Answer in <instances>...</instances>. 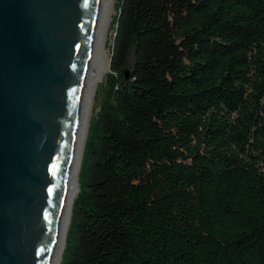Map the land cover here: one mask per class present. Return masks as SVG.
<instances>
[{
    "label": "trees",
    "instance_id": "16d2710c",
    "mask_svg": "<svg viewBox=\"0 0 264 264\" xmlns=\"http://www.w3.org/2000/svg\"><path fill=\"white\" fill-rule=\"evenodd\" d=\"M60 264H264V0H115Z\"/></svg>",
    "mask_w": 264,
    "mask_h": 264
},
{
    "label": "water",
    "instance_id": "95a60500",
    "mask_svg": "<svg viewBox=\"0 0 264 264\" xmlns=\"http://www.w3.org/2000/svg\"><path fill=\"white\" fill-rule=\"evenodd\" d=\"M107 0H0V264H53Z\"/></svg>",
    "mask_w": 264,
    "mask_h": 264
},
{
    "label": "bare ground",
    "instance_id": "6f19581e",
    "mask_svg": "<svg viewBox=\"0 0 264 264\" xmlns=\"http://www.w3.org/2000/svg\"><path fill=\"white\" fill-rule=\"evenodd\" d=\"M114 1L115 0H107V7H106V12H105L104 22H103L100 35L98 38L93 78H92V82H91V85H90V88H89V91L86 97L84 115H83V121H82V127H81V134L79 138L76 158H75L73 172H72L70 193H69V196L65 204L63 225H62L61 232L59 235V243H58L56 254L53 260V264H60L61 255H62V251L64 248V243H65V237H66L67 229L70 223L72 205L77 195V192L79 190L78 175H79V170H80V165H81V160H82L84 144H85V140L87 136L89 120L92 114L93 95L99 83L102 82L104 75L109 68L108 51L106 49L107 47L106 42H107V37H108L109 25L111 23L110 21L111 14L114 10Z\"/></svg>",
    "mask_w": 264,
    "mask_h": 264
},
{
    "label": "rangeland",
    "instance_id": "374dc122",
    "mask_svg": "<svg viewBox=\"0 0 264 264\" xmlns=\"http://www.w3.org/2000/svg\"><path fill=\"white\" fill-rule=\"evenodd\" d=\"M114 3H115V1H114ZM115 14V9L113 10V12H112V14H111V20H112V16ZM110 20V21H111ZM112 33H113V30H112V27H111V23H110V25H109V29H108V37H107V42H106V49H107V51H108V64H109V49H108V45H109V43L111 42V37H112ZM109 71V68H108V70L106 71V73ZM105 73V74H106ZM105 76V75H104ZM100 84V83H99ZM98 88V87H97ZM97 88H96V90H97ZM95 94H96V91L94 92V95H93V102H92V110H93V107L95 106Z\"/></svg>",
    "mask_w": 264,
    "mask_h": 264
}]
</instances>
